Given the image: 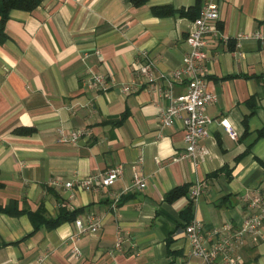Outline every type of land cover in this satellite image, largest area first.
Listing matches in <instances>:
<instances>
[{"label": "crops", "instance_id": "1", "mask_svg": "<svg viewBox=\"0 0 264 264\" xmlns=\"http://www.w3.org/2000/svg\"><path fill=\"white\" fill-rule=\"evenodd\" d=\"M217 2L220 36L206 38L204 73L216 97L205 109L211 123L194 161L182 162L171 160L185 150V115L161 126L158 114L167 94L187 91L189 77L173 73L203 0L199 8L197 0H41L31 12H9L0 44V208L15 203L46 218L80 210L75 219L102 221L73 243L75 219L34 230L25 212L0 211V264H203L183 233L187 196L164 200L183 185L202 186L192 214L207 243L214 229L239 226L264 190V0ZM159 7L175 13L156 16ZM147 63L153 83L136 74ZM92 75L108 76L103 90L87 87ZM78 129H88V138L58 142L59 131ZM116 166L123 174L108 188L72 193L63 186ZM134 175L143 189H130ZM238 253L243 264H264V237H246Z\"/></svg>", "mask_w": 264, "mask_h": 264}, {"label": "built area", "instance_id": "2", "mask_svg": "<svg viewBox=\"0 0 264 264\" xmlns=\"http://www.w3.org/2000/svg\"><path fill=\"white\" fill-rule=\"evenodd\" d=\"M218 19L219 6L217 0H203L199 13L193 20L192 30L186 38L189 51L182 58L181 68L173 73L176 79L184 75L189 77L187 91L179 96L167 94L168 106L160 110L158 114V123L161 126H171L176 119L180 118L181 114L185 115L182 118L185 150L172 158V162L194 161L198 144L207 135V126L211 123L205 109L215 102L216 97L207 90L204 79L205 63L208 58L206 38L207 36H220L215 27ZM136 74L138 77L145 78L148 83H153L155 80L151 63L140 65ZM107 80L108 76L92 75L86 85L92 90H103ZM127 90V88H123V91ZM217 122L230 138L236 139L237 135L226 118H221ZM89 134L88 129L72 130L67 134L59 131L58 142L74 146L80 140L87 139ZM122 174V168L116 166L83 179L66 182L63 186L72 193L76 189L95 192L112 186L121 178ZM144 187V181L134 175L130 189L141 190ZM201 192L202 186L200 184H196L188 191L187 198L192 206L197 203ZM116 202L117 200L114 203ZM249 208L248 214L236 229L230 224H224L219 229H214L209 234L215 238L212 243H207L204 237L202 222L193 217L183 230L189 245L190 255L203 264H243V259L238 250L243 246L244 239L250 236L254 240L264 237V190L255 193L250 199ZM101 221L99 216H90L86 221L79 218L75 219L76 232L70 236V239L75 243L84 234L97 233ZM119 243L120 239L116 243L117 248ZM70 255L73 259H78L81 252L77 246H73ZM42 261L44 258L39 260V262Z\"/></svg>", "mask_w": 264, "mask_h": 264}, {"label": "trees", "instance_id": "3", "mask_svg": "<svg viewBox=\"0 0 264 264\" xmlns=\"http://www.w3.org/2000/svg\"><path fill=\"white\" fill-rule=\"evenodd\" d=\"M41 0H0V44L4 42L6 39L5 36V23L8 19V14L12 10H19L24 12H31L33 11L37 6H39ZM147 0H131V3L134 6L142 5ZM200 0H197V6L196 8H199ZM153 13L156 16L164 17V16H170L175 13V11L170 7H159L154 8ZM180 14H183V12H180ZM244 125L246 126V120L244 121ZM259 137L264 136V129L261 130L258 133ZM188 186L183 185L176 187L165 194L164 200L167 203H173L177 199L187 196L188 194ZM15 203H10V205L7 208L1 209L0 211H4L8 215L11 216H17L25 212L29 219L31 220L34 230L38 229V227L44 225L47 229H54L58 225H60L63 222L72 221L75 219V217L79 214L80 210H76L72 213H68L65 210H60L58 216L55 218H46L44 215V212L42 209H38L36 212H28V211H17L15 209ZM183 218H184V227L190 223V221L193 219L192 214V205L189 203L188 207L183 211Z\"/></svg>", "mask_w": 264, "mask_h": 264}]
</instances>
